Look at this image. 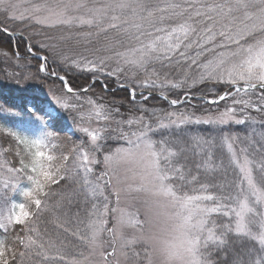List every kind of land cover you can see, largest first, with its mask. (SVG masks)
<instances>
[{
	"label": "snow or ice",
	"instance_id": "snow-or-ice-1",
	"mask_svg": "<svg viewBox=\"0 0 264 264\" xmlns=\"http://www.w3.org/2000/svg\"><path fill=\"white\" fill-rule=\"evenodd\" d=\"M17 30L3 55L38 65L0 125V264H264V0H0Z\"/></svg>",
	"mask_w": 264,
	"mask_h": 264
},
{
	"label": "trees",
	"instance_id": "trees-1",
	"mask_svg": "<svg viewBox=\"0 0 264 264\" xmlns=\"http://www.w3.org/2000/svg\"><path fill=\"white\" fill-rule=\"evenodd\" d=\"M14 26V25H13ZM17 33H19V30H17ZM69 46H71V44H69ZM17 47H19L20 53L21 55H26L27 53V49L24 47L23 43L19 42V38H17V40L14 42H12V40L10 39V37H8L7 35H5L3 32H0V59H7L10 60V57H6L3 55L4 52H8V53H12ZM3 57V58H2ZM13 60V59H11ZM30 60V70H32L31 68H33L34 66L36 67L38 65V61L34 58H29ZM14 61V68L12 70H10V73L13 72V74L17 73L15 72V70L18 69L19 73H22L23 71H21L17 66V64ZM22 62H25L22 60ZM27 62V61H26ZM29 63V62H28ZM13 66V64H12ZM28 67V69H29ZM9 68V66L7 67ZM1 69V68H0ZM14 70V71H13ZM2 71L0 70V76L2 75ZM7 73V71H6ZM11 75V74H10ZM10 75H5L0 77V106H2L5 111L0 112V125L6 126V127H12L13 124L12 122L15 123V125H19L21 119H23V113L20 112L19 110V104H20V97L22 95V93H20L19 91H17L15 85L11 82L10 80ZM85 76L90 75V74H84ZM2 78V79H1ZM76 83H84L83 79L79 78V75H77V78L75 80ZM106 83H108V90L106 92L101 93V89L99 87V85H97L96 89H95V94L99 95V94H103L108 100H112L113 97H116L117 99L126 96V89H121L118 87V85H116L111 79H108L106 81ZM59 87L60 88V84L59 82H51L50 85H44L41 86L39 84V82H36L33 89H31L28 93H26V95L30 96V97H35L37 99H39L40 101H44L46 99L45 93H47V88L49 87ZM169 98H176V93H169ZM153 104H156L160 107H164L167 105V103L165 101H161L159 100V98H157L156 100L152 101ZM10 105H17V107L15 108H10ZM169 108L171 106L167 105ZM69 123H71V119L69 118ZM246 126L243 125H235L233 124V126H230V128H228V131L224 132V136H240V137H244L246 134ZM185 134L188 136H198V137H213L215 138L218 143L216 145L215 151L217 153V155L224 157L227 154V151H225L224 145L222 141H220V129L215 126V125H204V124H200V125H187L185 128ZM65 137H66V133L65 132H61L60 133V143H61V139L63 138V143L65 142ZM74 139V138H73ZM76 179L78 180V177H76ZM61 183H64L63 181ZM66 187H69L66 185ZM71 187L79 189V184H73L71 185ZM79 203L78 206L79 208L82 210L84 208V196L83 193H81L80 197L78 198ZM17 202H25L23 197H19L17 198ZM77 207V205L73 206V210H75V208ZM81 215L83 216V211H81ZM47 227L49 229V231H52V225L50 223L47 224H42L41 227Z\"/></svg>",
	"mask_w": 264,
	"mask_h": 264
},
{
	"label": "rangeland",
	"instance_id": "rangeland-1",
	"mask_svg": "<svg viewBox=\"0 0 264 264\" xmlns=\"http://www.w3.org/2000/svg\"><path fill=\"white\" fill-rule=\"evenodd\" d=\"M3 58V57H2ZM16 64H17V66L19 67V68H22V69H20L21 71H23L22 73H24V72H26V71H29L30 70V67H29V69H28V67H25L24 65L25 64H28V62H22V61H17V62H15ZM12 64H13V66H12ZM9 66V68H7ZM0 70L3 72L2 73V75L0 76V77H2V76H4V74H6V71H7V74L8 75H12L13 74V72L12 73H10V70H12L13 68H14V61L13 60H7V59H0ZM32 70L31 71H35V69H36V67L34 66L33 68H31ZM14 71V70H13ZM15 72H18V69L17 70H15ZM10 75V76H11ZM2 79V78H1ZM51 90L52 91H58L59 90V87H51ZM47 91H49V88H47ZM12 124L13 125H15L14 124V122H12ZM206 126V125H205ZM230 126H233V124L232 125H229V126H227V128H230ZM61 143H63V138L61 139ZM225 151H227V146L226 145H224V148H223ZM121 207H123V208H126L128 211H136L137 209H139L140 210V212L142 213L143 212V205H142V202L140 201V200H133V199H129V200H123L122 199V201H121ZM110 223H111V221H110Z\"/></svg>",
	"mask_w": 264,
	"mask_h": 264
}]
</instances>
